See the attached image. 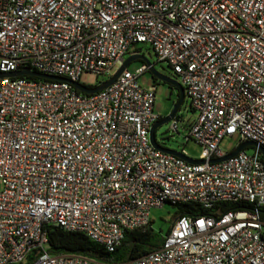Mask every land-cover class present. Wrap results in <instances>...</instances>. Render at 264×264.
Returning a JSON list of instances; mask_svg holds the SVG:
<instances>
[{"label":"built area","instance_id":"obj_1","mask_svg":"<svg viewBox=\"0 0 264 264\" xmlns=\"http://www.w3.org/2000/svg\"><path fill=\"white\" fill-rule=\"evenodd\" d=\"M140 43L178 77L196 116L169 131L187 126L204 162L152 145L146 65L91 95L0 78V264H101L50 253L47 226L113 252L167 203L206 214L177 217L159 248L123 264H264V0H0V74L112 76ZM234 136L256 147L212 162Z\"/></svg>","mask_w":264,"mask_h":264},{"label":"rangeland","instance_id":"obj_2","mask_svg":"<svg viewBox=\"0 0 264 264\" xmlns=\"http://www.w3.org/2000/svg\"><path fill=\"white\" fill-rule=\"evenodd\" d=\"M136 50L139 55H142L148 60V62L151 64V66L157 73L167 78L179 81L178 77L174 74L172 68L166 62L158 61L155 53L153 52L149 44H137ZM142 65L146 64L142 61H134L129 65L128 69L131 72H136L137 69L140 68ZM110 76V74L103 76L96 75L90 72H84L79 78V83L87 86H95L100 82L107 80ZM153 77L154 76L150 73L149 70L144 72L142 75L139 76L140 86L147 88L151 85H154ZM177 96V91L171 85L157 80L154 103L155 114L161 118H165L171 112L174 104L176 103L178 98ZM186 109H188L187 102L184 100L176 115L180 116L184 120L193 119L196 114ZM169 127L170 121L160 125L156 129L155 140L159 145L164 148L182 153L183 155L194 160H198L203 156L204 148L201 145L192 140H186L187 126L181 125L178 133L169 131ZM238 143V136L227 137L221 142L220 148L223 150V152L227 153L233 150L238 145ZM251 151L252 148L247 149L248 153H250ZM1 189L2 183L0 181V190ZM177 211L178 206H173L169 203L165 204L161 208L152 209L150 212L152 229L155 232L160 233V235L164 237L168 233L176 217Z\"/></svg>","mask_w":264,"mask_h":264},{"label":"trees","instance_id":"obj_3","mask_svg":"<svg viewBox=\"0 0 264 264\" xmlns=\"http://www.w3.org/2000/svg\"><path fill=\"white\" fill-rule=\"evenodd\" d=\"M28 78L39 79L35 77ZM153 81L156 86L157 79L155 77H153ZM161 119L160 117L159 120ZM262 159L264 160V157ZM204 214H206V211L196 204H182L178 206L175 219L184 215L197 217ZM262 219L264 220V214H262ZM151 223L150 221L145 228L127 231L122 242L113 252H107L102 246L90 241L84 234L65 232L57 227L47 226L49 252L52 254L81 255L101 264H123L159 248L163 243L164 238L152 229ZM32 261L33 256L31 255L24 264H31Z\"/></svg>","mask_w":264,"mask_h":264},{"label":"water","instance_id":"obj_4","mask_svg":"<svg viewBox=\"0 0 264 264\" xmlns=\"http://www.w3.org/2000/svg\"><path fill=\"white\" fill-rule=\"evenodd\" d=\"M134 61L144 62L146 64V66L148 67V70L150 71V73L156 79H158L161 82H165V83L171 85L178 93V96H177L178 100L174 104L171 112L165 118L158 120L157 122H155L151 126L149 135H150V141H151L152 145L157 150H160V151L165 152L167 154L181 158L188 163L202 164L204 162L203 160L191 159V158L183 155L182 153L164 148L156 142V140H155L156 129L160 125L167 123L173 119V117L176 115L177 111L179 110L180 106L183 104V102L185 100V94H184V89H183L182 85L179 83V81H177L175 79L167 78V77L157 73L154 70V68L151 66V64L148 62V60L145 57H143L142 55L136 54V55L127 56L126 59L124 60L123 64L116 70V72L112 76H110L107 80L100 82L99 84H97L95 86H86V85L80 84L79 82H74V81L66 80L64 78H59V77H55V76L40 74V73H37L35 71H30L27 69L19 71V72L1 73L0 78L6 77V76H9V77L28 76V77H35V78L44 79V80L66 81V82L70 83L77 91L84 93V94H87V95H91V94H95V93H97L103 89L110 87L116 81L118 76L125 69H127L129 67V65ZM249 147H256V143H254L252 141L243 142L242 144L237 146L232 152H229V153L221 156L220 158L214 159V160H212V162L218 163V162L226 161V160L234 157L238 153H240L245 148H249ZM260 151L264 157V149L260 148ZM262 213L264 214V211Z\"/></svg>","mask_w":264,"mask_h":264},{"label":"flooded vegetation","instance_id":"obj_5","mask_svg":"<svg viewBox=\"0 0 264 264\" xmlns=\"http://www.w3.org/2000/svg\"><path fill=\"white\" fill-rule=\"evenodd\" d=\"M158 80V79H157Z\"/></svg>","mask_w":264,"mask_h":264}]
</instances>
